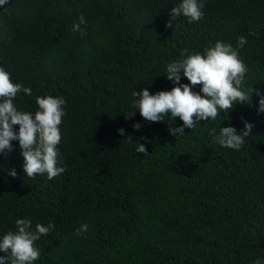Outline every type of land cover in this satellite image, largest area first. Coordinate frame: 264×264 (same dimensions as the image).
Returning a JSON list of instances; mask_svg holds the SVG:
<instances>
[{"label":"trees","instance_id":"1","mask_svg":"<svg viewBox=\"0 0 264 264\" xmlns=\"http://www.w3.org/2000/svg\"><path fill=\"white\" fill-rule=\"evenodd\" d=\"M181 2L9 0L0 7V67L32 89L17 95V109L34 115L39 96L66 102L57 146L62 174L27 177L18 141L0 154V237L17 231V219L31 220L33 230L55 224L35 242L33 264L264 262V0H198L201 20L181 15L167 27ZM81 15L83 36L71 31ZM241 36L247 103L234 102L180 139L169 132L182 126L179 118L148 122L133 108L134 91L175 86L166 67L184 49L203 54L217 41L236 48ZM180 83H190L182 73ZM244 121L254 127L239 151L216 142L221 127L239 133ZM137 141L147 154L135 151ZM83 224L87 231L77 232Z\"/></svg>","mask_w":264,"mask_h":264},{"label":"clouds","instance_id":"2","mask_svg":"<svg viewBox=\"0 0 264 264\" xmlns=\"http://www.w3.org/2000/svg\"><path fill=\"white\" fill-rule=\"evenodd\" d=\"M9 0H0V7L5 6ZM203 3L198 0H182V2L170 10L167 27H172V21L181 15L188 18L189 22H198L203 17ZM86 21L81 15L79 23L72 26L71 31L85 32L80 25ZM247 44L243 36L237 38V47L231 43L217 41L214 46L204 48L203 54H189V49L181 53L182 59L169 63L166 67L167 79L175 85L169 91H158L151 94L146 87L141 91H134L133 108L138 110L141 117L148 122L164 121V116L171 120L179 118L183 123L179 127H169V132L179 139L185 135V129H195L201 121L215 120L220 110L228 113L233 108L234 102L247 103L250 96L240 90L247 68L239 57L238 49ZM181 73L190 83L181 84ZM202 85L200 92H194L193 87ZM31 96L32 89L22 84L13 83L10 74L0 67V154H8L13 150V141H18L21 153L24 157L23 171L29 178L36 175L47 174L49 180L54 179L65 171L63 167H57L59 156L58 145L62 136L59 126L65 115L63 106L65 100L62 97L39 96L36 98L38 110L33 115L30 112L19 111L14 100L19 93ZM135 112L125 116L130 119ZM259 112H264V95L259 100ZM170 114V115H169ZM245 127L239 133L235 127H221L216 136V142L227 149L239 151L250 136L254 125L244 121ZM18 125V132L14 126ZM134 129L141 128L140 123L133 125ZM124 135V129L118 130ZM213 133L216 129H212ZM127 139L132 142L129 136ZM147 141V137H141ZM135 151L139 154H147L144 143L135 142ZM8 175L15 178L17 172L10 169ZM17 231H9L0 237V252L6 255L0 256V264H33L40 257L39 250L34 247L41 236L48 235L55 229V224L47 226L36 224L32 228V221L17 219L15 221ZM87 224H83L77 232H86ZM253 264H264L259 258Z\"/></svg>","mask_w":264,"mask_h":264}]
</instances>
